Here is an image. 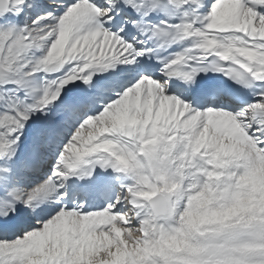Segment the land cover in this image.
Wrapping results in <instances>:
<instances>
[{"label": "snow or ice", "instance_id": "snow-or-ice-1", "mask_svg": "<svg viewBox=\"0 0 264 264\" xmlns=\"http://www.w3.org/2000/svg\"><path fill=\"white\" fill-rule=\"evenodd\" d=\"M0 264H264V0H0Z\"/></svg>", "mask_w": 264, "mask_h": 264}]
</instances>
